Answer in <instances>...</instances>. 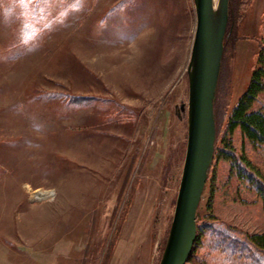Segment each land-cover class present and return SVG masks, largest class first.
<instances>
[{"label": "rangeland", "instance_id": "1", "mask_svg": "<svg viewBox=\"0 0 264 264\" xmlns=\"http://www.w3.org/2000/svg\"><path fill=\"white\" fill-rule=\"evenodd\" d=\"M119 1L83 0L46 28L21 14L23 0H0V264L160 262L186 150L194 0H134L108 14ZM231 9L217 115L246 90L264 35V0ZM27 18L38 30L26 41ZM231 145L264 177L262 146L238 131ZM41 188L56 198L31 201ZM197 215L264 232L261 200L218 158Z\"/></svg>", "mask_w": 264, "mask_h": 264}, {"label": "trees", "instance_id": "2", "mask_svg": "<svg viewBox=\"0 0 264 264\" xmlns=\"http://www.w3.org/2000/svg\"><path fill=\"white\" fill-rule=\"evenodd\" d=\"M23 1L20 4L21 14L26 17L32 15L33 20L38 22H47L48 24H45L46 28L50 27L53 22L63 20L69 12L81 10L83 6V0ZM133 1L121 0L117 2L109 9L108 14L124 9ZM57 2H59L57 8L53 11L52 9H55L53 7ZM232 3L239 8L241 0L229 1V13L232 10ZM38 8L42 11H39ZM6 11L10 13L12 8L6 7ZM37 30L38 27L32 25L29 19L26 20L23 23L24 40L27 41L34 37ZM258 42L259 47L247 88L227 115L221 110H219V114L217 115L215 98L216 141L213 159L218 158L229 163L230 173H234L236 178L242 179L254 190L262 202L264 211V177L250 160L244 155L238 154L231 145V136L238 131L241 138L246 140L249 145L253 147L262 146L264 148V107H255L259 95L264 93V35H262ZM73 102L74 104L81 105L85 102V98H73ZM222 116H226L223 132H221L219 127ZM218 141H220L221 147L216 146V142ZM206 217L207 219L204 222L199 221L198 215L196 217L197 235L192 254L188 260L189 262L194 257H197V264H232L236 262H242L238 264H264V232L249 235L221 222L215 216ZM207 239L211 242L208 246H206ZM197 250H201L202 252L197 255Z\"/></svg>", "mask_w": 264, "mask_h": 264}, {"label": "water", "instance_id": "3", "mask_svg": "<svg viewBox=\"0 0 264 264\" xmlns=\"http://www.w3.org/2000/svg\"><path fill=\"white\" fill-rule=\"evenodd\" d=\"M194 7L196 27L187 66L186 150L159 264L188 262L196 241L197 210L215 150L214 101L221 72L229 0H194Z\"/></svg>", "mask_w": 264, "mask_h": 264}, {"label": "built area", "instance_id": "4", "mask_svg": "<svg viewBox=\"0 0 264 264\" xmlns=\"http://www.w3.org/2000/svg\"><path fill=\"white\" fill-rule=\"evenodd\" d=\"M30 200L33 202H49L56 198V191L54 189H34L29 190Z\"/></svg>", "mask_w": 264, "mask_h": 264}, {"label": "bare ground", "instance_id": "5", "mask_svg": "<svg viewBox=\"0 0 264 264\" xmlns=\"http://www.w3.org/2000/svg\"><path fill=\"white\" fill-rule=\"evenodd\" d=\"M130 4L133 5V7H134V6L136 5V1H133V2H131ZM125 8H126V7H125ZM125 8H124V9H125ZM154 8H156V7L154 6ZM122 10H123V9H122ZM118 11H119V10H118ZM120 11H121V10H120ZM106 15H107V14H106ZM104 17H105V16H104ZM102 20H103V19H102ZM102 20H101V21H102Z\"/></svg>", "mask_w": 264, "mask_h": 264}, {"label": "flooded vegetation", "instance_id": "6", "mask_svg": "<svg viewBox=\"0 0 264 264\" xmlns=\"http://www.w3.org/2000/svg\"><path fill=\"white\" fill-rule=\"evenodd\" d=\"M181 109L183 110L184 108H183V107H181Z\"/></svg>", "mask_w": 264, "mask_h": 264}]
</instances>
